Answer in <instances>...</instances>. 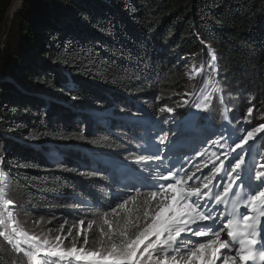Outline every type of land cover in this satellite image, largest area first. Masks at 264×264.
I'll return each instance as SVG.
<instances>
[{"label": "trees", "instance_id": "trees-1", "mask_svg": "<svg viewBox=\"0 0 264 264\" xmlns=\"http://www.w3.org/2000/svg\"><path fill=\"white\" fill-rule=\"evenodd\" d=\"M12 1L0 0V31ZM186 59L199 69L214 64L247 131L264 123V0L24 1L0 53V156L20 229L50 242L61 236L65 249L63 237H76L81 220L90 241L105 211L115 229L110 210L128 196H107L101 160L136 161L135 128L124 117L163 118L160 109L171 107L178 119L217 130L182 102L191 91ZM212 107L223 115V104ZM254 135L264 151V132ZM140 193L127 208L143 224ZM117 211L123 223L125 210ZM0 260L31 264L2 237Z\"/></svg>", "mask_w": 264, "mask_h": 264}, {"label": "snow or ice", "instance_id": "snow-or-ice-1", "mask_svg": "<svg viewBox=\"0 0 264 264\" xmlns=\"http://www.w3.org/2000/svg\"><path fill=\"white\" fill-rule=\"evenodd\" d=\"M211 59L215 61L214 54ZM208 99L209 96H204L194 107L208 110L209 105L205 102ZM165 111L172 113L174 109H160L162 113ZM247 111L251 115L252 108ZM262 132L264 123L240 136L239 142L232 149L235 155L224 154L230 156L227 166L223 160H220L218 166L213 161L210 175L201 178L193 174L184 179L169 168L166 169L167 176L161 179L172 182L166 185L158 182L143 183L145 188L157 189L145 193L144 199L139 202L137 210L143 209V224L130 217L131 210L127 205L136 196L128 195L127 199L110 210L115 218V229L114 220L105 211L98 217V231L93 230L97 225L96 220L87 223V229L93 230V239L90 241L84 231L85 221L81 220V229L76 237H72L71 231L63 237L71 243V247L66 249L60 247L61 236L50 242L19 228L10 210L13 201L7 196V178L0 170V227L3 229L0 230V237L13 252L30 259L31 264H55L57 260L61 264H217L218 261L220 264H264V163L258 166L253 163V166L247 167L244 148L249 141L255 140L254 134ZM167 140L165 134L159 144L165 145ZM159 151L158 148L157 153ZM216 159L219 160V157ZM155 161L162 163L159 154L141 155L136 163L145 165ZM3 163L4 157L0 156V164ZM218 175L220 181L227 182L214 184L213 180ZM193 180L198 186H188L189 181ZM234 188L244 191H235ZM136 194L141 195L139 189ZM213 204L223 209L218 215ZM229 205L231 209L227 211ZM241 207L243 212L240 211ZM149 208H152L151 212ZM118 209L125 210L123 223H120ZM218 221L222 222L218 230L213 231ZM221 232L225 233L227 239H221ZM184 233L207 239L193 244L191 240L180 239ZM0 264H3V260H0Z\"/></svg>", "mask_w": 264, "mask_h": 264}, {"label": "rangeland", "instance_id": "rangeland-1", "mask_svg": "<svg viewBox=\"0 0 264 264\" xmlns=\"http://www.w3.org/2000/svg\"><path fill=\"white\" fill-rule=\"evenodd\" d=\"M20 9L18 8L17 10L19 11ZM16 13L14 14V17L16 15ZM11 18H12V16L8 17L6 14V17L3 21V24L1 25L0 53L6 47L7 41L10 37V31L12 29L13 22H14V19H13V21L11 23ZM183 67H186L185 72H186L187 79L189 80V82L191 81V89H190L191 91L182 98V102L187 100L189 102V104H191L193 102V105H195V103H199L204 98V96H206V95L209 96V99L207 101H205L206 103H208L209 108L206 111L203 110L204 113L211 116V118H213L215 121H217L218 124H221L220 122H222L223 126L219 125L218 128H224V130H220L221 131L220 133L223 137H225V136L227 137L226 140L228 141V143H230V142L232 144L238 143L239 137L246 135V133L248 132L247 131L248 129L246 130V122L244 119L240 120L239 118H236V117H239V115H238L237 111L235 110V108H236L235 103H233L231 107H229L226 104L225 99L222 95L223 91L221 89L222 85L220 83V76H218L219 73L213 68V66L210 62L208 64H206L203 69L202 68L199 69V67L196 66L192 62V60L190 61V60L186 59L183 63ZM221 78H222V76H221ZM215 103L223 104V110H224L223 114L224 115H222L220 117H217V115H215V111L212 107L213 104H215ZM168 115L171 117V120H173L176 117L175 114L169 113ZM225 117H227V119H225ZM229 117H230V120H232V121L229 120ZM231 122H232V124H231ZM236 128H238V130ZM234 129H235V131H234ZM2 133L3 132H1V130H0L1 136H3ZM233 133H235L237 135V138L234 137V140L232 141ZM179 134H180V139H182L181 133H179ZM178 140H179L178 135H176L174 138L172 137V135H170L168 137V140L166 141L165 145H163V146L166 147L168 145L174 144V143L178 142ZM239 151H240V149L237 152H239ZM224 154L225 153H223V156H225ZM233 155H235V152L233 153ZM249 155H250V153L246 154L245 158L249 157ZM228 158H230V156H228ZM3 165H4V163L0 164V170H2V171H3ZM196 173H198V172H196ZM203 173L204 172L201 173V176L197 175V177L203 178V176H202ZM4 174L7 178V184H8L7 196L9 198V190L11 189V185L9 182L10 180H9V178L5 172H4ZM215 184H217V183H215ZM15 209H16V206L13 203V205L11 206V209H10L13 211V214H14ZM186 235H190L191 238H189V237L186 238L185 237ZM183 238L185 240H191L193 242V244L196 243V241L192 240V238H195V237L192 236L190 233H185ZM206 239L207 238H205V237L199 238V240H201V242H204Z\"/></svg>", "mask_w": 264, "mask_h": 264}, {"label": "bare ground", "instance_id": "bare-ground-1", "mask_svg": "<svg viewBox=\"0 0 264 264\" xmlns=\"http://www.w3.org/2000/svg\"><path fill=\"white\" fill-rule=\"evenodd\" d=\"M22 1L23 0H13L12 1V4L10 5V8H9V10H8V13H7V16L8 17H10V16H14V14H15V12L17 11V9L20 7V5L22 6ZM228 111V110H227ZM124 112V111H123ZM129 113V112H128ZM127 113V114H128ZM134 113V112H133ZM223 114V113H222ZM130 115V114H129ZM154 115V114H153ZM224 115V114H223ZM124 118H132V116L131 117H124ZM139 118V117H138ZM223 118V117H222ZM229 120H230V117H229ZM230 121H232V120H230ZM221 124H219V125H222V122H220ZM231 124H232V122H231ZM223 126V125H222ZM221 126V127H222ZM231 126V125H230ZM237 130H238V128H236ZM234 131H235V129H234ZM239 133V132H238ZM237 133V134H238ZM261 136V135H260ZM260 136H258L257 138H255V140L254 141H257V140H259L260 139ZM156 139H159L158 138V136H156V135H153L152 137H151V142L153 143ZM57 149V148H56ZM199 152H201V153H203L202 151H201V149H199ZM181 153H183V152H181ZM141 155H144V154H139V156H141ZM119 156V155H118ZM106 160H107V158H106ZM114 160V159H113ZM112 160V161H113ZM180 164V163H179ZM3 171H4V169H3ZM104 172V171H103ZM106 174H108L107 175V177H108V180L113 176V173H106ZM138 175H135V176H131V177H128V178H126V183L124 184V185H122V189L123 190H128V189H132V188H136V187H139L140 186V181L138 180ZM111 182H112V184L116 187V188H119V185H118V183L115 181V180H111ZM11 209V208H10ZM56 262V261H55Z\"/></svg>", "mask_w": 264, "mask_h": 264}, {"label": "water", "instance_id": "water-1", "mask_svg": "<svg viewBox=\"0 0 264 264\" xmlns=\"http://www.w3.org/2000/svg\"><path fill=\"white\" fill-rule=\"evenodd\" d=\"M24 1H25V0H23V2H22V6H23ZM22 6H20L19 9L22 8ZM17 11H18V10H17ZM17 11H16V12H17ZM16 12H15V13H16ZM13 19H14V16H12V18H11V23H12Z\"/></svg>", "mask_w": 264, "mask_h": 264}]
</instances>
